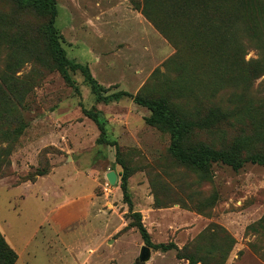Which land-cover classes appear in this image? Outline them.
Returning <instances> with one entry per match:
<instances>
[{"label":"rangeland","instance_id":"374dc122","mask_svg":"<svg viewBox=\"0 0 264 264\" xmlns=\"http://www.w3.org/2000/svg\"><path fill=\"white\" fill-rule=\"evenodd\" d=\"M57 2L68 56L105 88L166 99L194 124L190 144L240 146L243 155L264 145L260 15L236 14L229 0L216 3L222 18L196 0L188 8L182 0ZM0 16V132L23 128L0 175V232L19 254L16 264H135L145 245L119 178L114 186L106 178L123 171L116 147L98 144L83 107L106 119L153 244L175 243L196 264H264V167L215 163L206 174L178 163L148 109L128 98L97 104L79 72L80 95L65 83L45 48V19L13 0H0ZM210 109L225 117L212 120ZM37 170L48 174L24 183ZM150 248L146 264H191L177 250Z\"/></svg>","mask_w":264,"mask_h":264},{"label":"trees","instance_id":"16d2710c","mask_svg":"<svg viewBox=\"0 0 264 264\" xmlns=\"http://www.w3.org/2000/svg\"><path fill=\"white\" fill-rule=\"evenodd\" d=\"M14 3L20 8H30L34 10L40 17L45 19V25L42 30V37L54 68L63 77L66 84H68L76 94L80 95V89L74 79V73L79 72L83 78V81L88 85L91 93L95 97L97 104H111L120 102L123 99H131L136 105L144 107L149 110L150 116L147 119L148 123L156 126L157 128L166 131L170 134L169 152L172 157L181 164L195 168L203 173L208 174L211 171L212 165L215 163H221L226 166H230L235 171H239L245 164H257L264 167V145L256 149L248 155L241 153L242 147L236 146L228 149H215L206 144H190L189 139L192 135L194 124L189 120L183 118L176 113L168 101L164 98H147L141 95H134L124 90L111 91L109 88H105L92 74L87 64H82L74 59H71L63 45V36L57 27V18L59 16V6L57 0H13ZM182 7L188 8L189 3L192 0H182ZM219 1L220 4L226 3V0H214L212 7L208 6L211 0H196V3L202 4L206 8L213 10V16H219L221 12L216 6ZM231 8L236 14L241 16L251 10L257 15H260L264 19V3L252 4L250 0H229ZM144 14L151 18L150 13L144 9ZM152 22L162 31L163 29L152 18ZM5 20L0 16V29L5 25ZM2 33L0 30V39H2ZM240 58V57H239ZM0 86V98L5 97V93ZM83 113L86 117L90 118L98 127L100 136L97 139L99 145H112L116 147V162L119 164L123 171L118 173L117 176L120 180L119 187L122 191L124 203L128 205L129 212L132 217V227H135L143 239L145 245L152 247L156 250L169 251L177 250L178 258H186L191 264H196V259L192 255H183L181 250L178 249L175 243H158L153 244L150 239V234L147 231L142 221V215L140 212L134 211L133 201L129 190V172L120 160V153L117 149V143L110 141L106 132L107 121L103 117L102 113L94 109H86L83 107ZM209 117L214 121H219L225 117V114L219 109H210ZM23 132L22 127H15L12 132L1 131L0 132V175L3 173V169L10 164L9 157L12 149L10 148L11 140L16 138ZM7 144L4 147V144ZM112 170L115 171L114 168ZM48 171L34 172L27 180L35 181L36 176H45ZM3 177V176H2ZM19 255L14 248L6 240V237L0 232V264H16ZM135 264H140L136 262Z\"/></svg>","mask_w":264,"mask_h":264},{"label":"water","instance_id":"95a60500","mask_svg":"<svg viewBox=\"0 0 264 264\" xmlns=\"http://www.w3.org/2000/svg\"><path fill=\"white\" fill-rule=\"evenodd\" d=\"M106 178H107V181L110 185H112V186L116 185L117 180H118V176L114 170L109 171L106 174ZM151 256H152L151 248L148 247L147 245H143L141 247V250H140V253H139V256H138L136 262H138L140 264H146L151 259Z\"/></svg>","mask_w":264,"mask_h":264},{"label":"crops","instance_id":"0c3cea01","mask_svg":"<svg viewBox=\"0 0 264 264\" xmlns=\"http://www.w3.org/2000/svg\"><path fill=\"white\" fill-rule=\"evenodd\" d=\"M47 175H45V176H36V180L35 181H30V180H27L26 182H24V183H27V184H36V183H38L39 182V180H41L42 178H44V177H46ZM23 183V184H24ZM21 185V184H20ZM19 186V185H18ZM53 211H55V209L53 210ZM19 255V254H18ZM20 259V256H19V258H18V260ZM18 262V261H17ZM16 262V263H17Z\"/></svg>","mask_w":264,"mask_h":264}]
</instances>
